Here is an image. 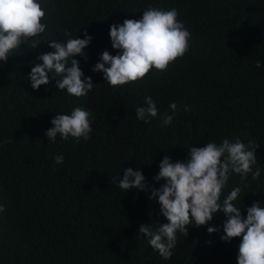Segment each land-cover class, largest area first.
<instances>
[{
  "label": "trees",
  "instance_id": "obj_1",
  "mask_svg": "<svg viewBox=\"0 0 264 264\" xmlns=\"http://www.w3.org/2000/svg\"><path fill=\"white\" fill-rule=\"evenodd\" d=\"M0 264H264V0H0Z\"/></svg>",
  "mask_w": 264,
  "mask_h": 264
},
{
  "label": "clouds",
  "instance_id": "obj_2",
  "mask_svg": "<svg viewBox=\"0 0 264 264\" xmlns=\"http://www.w3.org/2000/svg\"><path fill=\"white\" fill-rule=\"evenodd\" d=\"M71 50L74 55V66L76 72H94L100 63L93 61L91 56L87 53V50L81 46H71L65 49V52Z\"/></svg>",
  "mask_w": 264,
  "mask_h": 264
}]
</instances>
